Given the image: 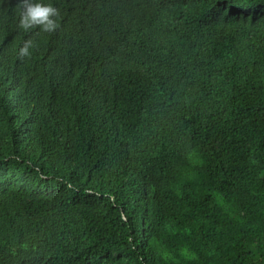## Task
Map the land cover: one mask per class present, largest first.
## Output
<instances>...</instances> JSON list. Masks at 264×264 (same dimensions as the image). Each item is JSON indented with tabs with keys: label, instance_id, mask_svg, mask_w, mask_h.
<instances>
[{
	"label": "trees",
	"instance_id": "obj_1",
	"mask_svg": "<svg viewBox=\"0 0 264 264\" xmlns=\"http://www.w3.org/2000/svg\"><path fill=\"white\" fill-rule=\"evenodd\" d=\"M41 2L0 0V264H264V0Z\"/></svg>",
	"mask_w": 264,
	"mask_h": 264
},
{
	"label": "clouds",
	"instance_id": "obj_2",
	"mask_svg": "<svg viewBox=\"0 0 264 264\" xmlns=\"http://www.w3.org/2000/svg\"><path fill=\"white\" fill-rule=\"evenodd\" d=\"M20 19L18 27L25 31L38 28L44 33H54L60 27V11L51 3H43L41 0H19ZM36 47L31 39H27L20 47L18 56L30 58L32 49Z\"/></svg>",
	"mask_w": 264,
	"mask_h": 264
}]
</instances>
